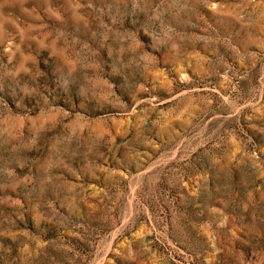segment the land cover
I'll return each mask as SVG.
<instances>
[{
  "label": "rangeland",
  "instance_id": "374dc122",
  "mask_svg": "<svg viewBox=\"0 0 264 264\" xmlns=\"http://www.w3.org/2000/svg\"><path fill=\"white\" fill-rule=\"evenodd\" d=\"M0 264H264V0H0Z\"/></svg>",
  "mask_w": 264,
  "mask_h": 264
}]
</instances>
